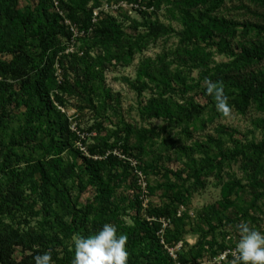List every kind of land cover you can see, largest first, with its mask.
<instances>
[{"label": "trees", "instance_id": "trees-1", "mask_svg": "<svg viewBox=\"0 0 264 264\" xmlns=\"http://www.w3.org/2000/svg\"><path fill=\"white\" fill-rule=\"evenodd\" d=\"M102 1L60 0V4L73 21L87 27L92 24L93 8ZM165 1L171 5L167 9L169 14L183 26L179 32L183 49L181 53H176H180L179 57L183 56V60L190 63L191 70L199 69V76L193 79V83H188L183 70L177 66L178 60H168L169 54L166 52L155 58L147 57L138 66L135 80L130 82L139 97L143 96L146 89L155 91L145 102L140 100L142 118H163L171 127L183 126V130H187V124L192 123L207 105H199L192 97L181 103L167 96V92L174 89L173 83L184 94L200 88L203 89L201 93L209 97L210 103H215L206 92L205 78L223 84L228 102L237 112L244 114L252 103H256L258 110L264 111V69L248 71L249 67L264 60V24L219 15L217 12L227 0L144 1L149 7H154L153 11H144L134 17L128 14L103 17L93 33L81 40L79 49L83 54L65 51L71 34L54 10L53 0H28L23 8L19 6L20 0H0V76H3L0 79V145L8 143L10 147H17L32 144L37 151V155L27 161L26 167L20 166L22 162L15 166L7 165L6 183L15 189L13 195L20 197L17 193L27 187L42 202L44 212L51 217L49 222L60 229L51 236L50 241L59 240L61 234L65 238L88 236L98 232L104 223L110 222L117 226L119 232L127 234L128 264H195V260L203 255L206 243L213 242L206 240L207 233L203 229H200L202 235L195 244L189 246L185 242L188 234L184 227L186 224L177 216V212L181 199L187 201L191 196V186H185L190 178L194 179V184L203 186V177L218 174L226 161H234L240 156L248 157L252 174L249 183L255 189L248 208H255L264 197V181L259 178L264 171V143L237 144L233 149H225L218 141L217 153L213 155L205 152L200 157H194L189 152L202 146L195 142L182 151L188 157L187 177L183 173L167 170L179 178V182L165 183L168 189L175 190V194L163 206H153L147 210L148 215L155 218L149 221L142 217L143 206L139 195L122 198L123 202L128 199V204L124 205L112 198L117 188L133 176L132 169L139 167L146 170V166H149L145 161L136 167L131 166L128 156L136 155L132 149L139 150L142 155L146 151L145 144L160 136L159 131L165 130L167 126H160L161 129H135L125 124L123 128L109 130L100 138L102 148L93 151L91 156L85 155L73 142L75 135L70 129L68 118L58 108L59 103L56 101H61L62 94H84L94 108V100L99 102L101 108L105 107L111 97V88L107 86L105 78L106 67L113 62L130 64L136 53L145 48L148 40L175 32L172 24L152 18ZM238 1H248L258 6L263 12L245 7L254 15L264 17V0ZM124 21L130 23L129 28L136 32L135 35H129L124 29ZM140 28L145 30L140 32ZM240 36L243 39L238 38ZM100 46L102 49L95 54L93 48ZM215 53L224 54L230 60L214 62L212 65L211 57ZM57 64L63 73L61 81L56 74ZM172 64L177 67L172 69ZM70 69L74 73L73 77L69 74ZM10 107L19 112L18 124L6 132L8 119L16 117L11 115ZM223 132L225 130L222 129ZM132 134L137 137L133 147L129 145ZM171 139H164L163 143L171 144ZM208 139L217 140L212 136ZM115 150H120L125 157L115 153ZM118 170H123L122 176ZM75 180L80 191L90 186L95 188L94 199L97 204H83L78 197L72 196L70 181ZM241 186L238 179H231L222 185L220 204L224 208L234 204V194ZM3 192L2 188L1 195ZM7 197L12 198L8 194ZM130 209L136 211L135 215H131L132 223L121 218ZM198 217L211 229L217 228L216 222L221 221L216 205L204 209ZM163 218L171 219L174 223L173 229L166 228L167 242L174 246L183 241L182 248H187L183 253L177 252V259L166 249L158 235ZM23 236L13 240L11 236L0 233V264H35L34 256L41 252L36 247L40 244L44 250L51 248L56 264H72L73 243L65 246L64 255L59 257L49 241L32 236L29 240L31 244L28 245L34 254L18 261L13 258L14 246L26 244ZM220 247L227 249L234 246Z\"/></svg>", "mask_w": 264, "mask_h": 264}, {"label": "rangeland", "instance_id": "rangeland-1", "mask_svg": "<svg viewBox=\"0 0 264 264\" xmlns=\"http://www.w3.org/2000/svg\"><path fill=\"white\" fill-rule=\"evenodd\" d=\"M27 2L28 0H20V8H23ZM170 6L168 2H163L152 18H157L165 24H172L175 32L156 40H148L145 48L141 52L136 53L130 64L113 62L106 67L105 78L107 86L111 88V97L107 100L105 107L101 108L99 102L94 100L96 106L94 108L89 104L88 97L84 94H62L60 96L61 101H56L65 109L64 115L68 118L70 129L75 135V138H72L73 142H76L75 144L78 148L80 146L84 147V151L80 150L87 156H91L93 151H99L102 148L100 147V138L107 134L109 130L123 128L125 124L132 125L135 129L167 126L165 130L159 131L161 132L160 136L154 137L145 144L146 151L142 155L139 154L140 151L137 149H132L136 153L135 157L127 155L130 157L131 166L136 167L143 161L149 166H146V170L139 169V167L138 169H132L133 176L129 177L126 183L117 188L112 198L117 202L121 201L124 205L125 203L128 204V199L123 202L122 198H133L135 194L139 195L143 206L142 217L147 218L149 221L155 218L150 217L147 210L153 206H163L175 194V190L168 189L165 183L179 182V178L167 170L183 173L184 177H187L189 172L186 165L188 157L182 151L188 146L195 144V142L202 144L194 152H189L190 155L193 153L194 157H200L205 152H210L213 155L217 153L218 141L221 142L225 149H233L237 144L264 143V111L258 110L256 103H252L247 111L241 114L228 102L229 114L225 116L224 114H219L215 103H210L209 97L201 93L203 89L198 88L184 94L176 83H173L174 89L168 90L167 96H172L181 103L192 97L199 105H207L192 123L187 124L188 129L183 130V126L171 127L163 118H142L139 110L140 100L145 102L155 91L146 89L143 91V96L139 97L138 91L130 82L135 80L138 66L147 57L155 58L157 55L165 54L164 52H166L169 54L168 60H178L177 66L183 70L188 83H193V79H197L199 76V69L191 70L190 63H186L183 60V56L179 57L180 51L183 49L180 44L179 32L183 26L177 18H173L169 14L170 12L167 11ZM245 6H250L252 10L263 12L261 8L248 1L227 0L217 13L239 21L250 20L264 24V17L254 15ZM176 14H178V11H176ZM124 24V29L129 35L136 34L133 29L129 28L130 23L127 24L124 21ZM139 30L143 32L145 29L140 28ZM238 38L243 39L241 36ZM101 49V46L95 47L92 51L96 54ZM177 51L180 53L177 54ZM228 60L230 59L226 55L220 53H215L211 57L212 65L214 62ZM177 66L172 64L171 68L175 69ZM260 69H264V60L249 67L248 71ZM70 71L71 73L69 74L73 77L72 69ZM0 79H3L2 75ZM9 81L13 80L9 79ZM137 84L140 85V83ZM53 95L55 96V94ZM10 112L12 116L15 115L16 117L8 119V125L5 128L6 132H10L12 127L18 124L19 112L13 107H10ZM99 125H101V128H99ZM222 129L225 132L221 133ZM211 136L217 140L210 141L208 138ZM164 139H171V144L163 143ZM136 140L137 137L132 134L129 137V145L136 144ZM167 145H171V147ZM115 152L121 154L120 150H115ZM34 155H37V151L32 144L17 147H10L8 143L0 145V191L2 188L4 190L2 195L0 193V233L11 236L13 240L24 235L23 237L26 240L24 245L26 247L21 244L14 246L13 258L18 261L34 254L33 249L28 245L31 244L29 243V240H31L30 236L33 238L37 237L41 241H49L50 246L55 247L54 250L59 257L64 255V247L73 243L74 235L65 238L61 234L59 240L50 241L51 236L60 229L56 224L49 222L51 217L44 212L42 202L27 187H23V191L17 193L21 195L20 197L13 195V190L15 189L6 183L7 165L12 164L15 166L22 162L20 166L26 167L27 161L33 159ZM121 156L125 157L123 154ZM262 164L264 167V154ZM118 173L122 176L123 170H118ZM251 177L250 160L248 157L240 156L234 161H226L218 174L212 173L204 176L203 180L205 183L203 186L194 184L193 178L186 182V187L191 186V196L187 201L181 199L177 212V216L182 218V222L186 224L184 227L188 234L185 236V242L189 246L195 244L202 235L200 229L207 233L206 240L213 242V244L206 243L203 255L195 260V264H213L214 259L228 249H222L220 245L236 247V242L239 239L237 225L241 221L248 222L251 226L264 231V197L257 202L255 208H248L255 193V189L249 183ZM259 178L264 181V171ZM134 179H136L135 183H133ZM231 179L240 180L242 186L234 194V204L224 208L220 204L222 202L221 188L225 182ZM1 184L3 187H1ZM70 184L74 198L78 197L83 204L89 202L97 204L94 199L96 194L94 187L90 186L87 190L80 191L76 180L75 182L70 181ZM7 194L12 198H8ZM212 205H216L221 220L216 222L217 228L214 229H211L206 222L198 217L199 213ZM135 214L136 211L130 209L122 214L121 218L132 223L131 215ZM162 220V229L158 232V235L161 240H164L166 249L174 251L177 259V252L181 251L183 253L187 248H182L183 241H179L174 246L167 242L165 236L167 235L166 228L170 227V229H173L174 223L168 218H163ZM36 249L41 250L40 253L51 251V248L44 250L41 244ZM232 262V256L228 255V259L221 264H232ZM53 264H56L54 259Z\"/></svg>", "mask_w": 264, "mask_h": 264}, {"label": "clouds", "instance_id": "clouds-1", "mask_svg": "<svg viewBox=\"0 0 264 264\" xmlns=\"http://www.w3.org/2000/svg\"><path fill=\"white\" fill-rule=\"evenodd\" d=\"M204 86L215 101L218 112L229 114L228 96L223 84L205 78ZM239 239L232 252V264H264V231L241 221L237 225ZM127 234L119 232L113 223H104L98 232L88 236L74 235L72 264H128ZM35 264H53L52 252L44 251L34 256Z\"/></svg>", "mask_w": 264, "mask_h": 264}, {"label": "built area", "instance_id": "built-area-1", "mask_svg": "<svg viewBox=\"0 0 264 264\" xmlns=\"http://www.w3.org/2000/svg\"><path fill=\"white\" fill-rule=\"evenodd\" d=\"M54 10L59 14L62 19V22L65 24L67 29L70 31V38L67 40L66 52H79L83 54V51L79 49V44H81V40L88 35L92 34L96 24L105 16L112 15L119 17L122 14H128L132 17L139 16L142 12L153 11L154 7H149L143 0H104L99 6L93 8L92 11V24L87 27H82L77 22L73 21L69 16L68 12L61 7L60 0H53ZM57 67V76L58 80L61 81L63 79L62 70ZM58 105V108L65 113V109L62 105ZM80 149L84 151V147L80 146ZM82 151V152H83ZM116 153V152H115ZM163 221V220H162ZM164 243V240H161ZM180 246V245H179ZM235 250V247L228 248L225 253L220 254L217 258L214 259L213 264H221L223 261L228 259V255L232 256V252ZM170 254L176 258V254L173 250H170ZM233 258V256H232ZM234 259V258H233ZM178 264V263H177Z\"/></svg>", "mask_w": 264, "mask_h": 264}]
</instances>
